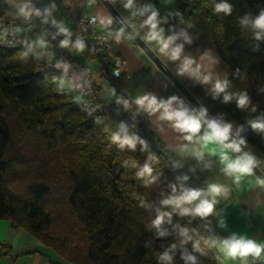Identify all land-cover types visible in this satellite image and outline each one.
<instances>
[{
    "label": "trees",
    "instance_id": "obj_1",
    "mask_svg": "<svg viewBox=\"0 0 264 264\" xmlns=\"http://www.w3.org/2000/svg\"><path fill=\"white\" fill-rule=\"evenodd\" d=\"M221 2L231 6L230 13L215 11ZM175 5L173 14H157V27L175 37L176 47L194 20L209 23L208 39L230 70L215 101L264 159V131L251 126L264 122V29L254 23L264 0H176ZM11 13L8 3H0V16ZM150 15L131 22L141 36L150 31L144 24ZM108 27L113 36L121 30L116 23ZM30 42L0 47V220L25 230L65 264H221L197 215L163 203L186 191L167 159L143 134L118 130L90 111L64 75L39 74L28 51L29 44L38 45ZM79 51L99 60L86 46ZM123 81L122 76L121 86ZM241 96L247 97L243 106ZM114 135L135 147H121ZM145 163L156 177L152 182L137 176ZM182 207L193 209L191 203ZM165 253L170 261L161 259Z\"/></svg>",
    "mask_w": 264,
    "mask_h": 264
},
{
    "label": "crops",
    "instance_id": "obj_2",
    "mask_svg": "<svg viewBox=\"0 0 264 264\" xmlns=\"http://www.w3.org/2000/svg\"><path fill=\"white\" fill-rule=\"evenodd\" d=\"M56 1L55 4L52 0V16L63 27L73 28L75 21L81 14H93L97 16L98 21L95 26V33L112 35L108 26L114 25L115 19L100 0ZM147 1L153 10L161 16H169L175 11L176 0ZM109 20L111 23H108ZM193 23V27L185 29L178 39L179 43H176V46H182L180 58L177 60L170 59V51L174 48L173 43L166 53H162L159 43L149 41L146 39L147 36L138 34L219 125L222 127L231 126L229 135L237 143L241 140L244 141L240 148L253 157L257 167L263 171V156L249 145L243 131L231 121L226 112L215 101V85L217 82L222 83L228 77L230 70L220 59L208 39L209 23L201 19L194 20ZM160 29H163L162 36L167 40L165 27L159 25L157 30ZM23 33L27 40L32 41L30 43L37 44V42L43 43L44 41V38L37 33L30 34L29 28H25ZM32 35L35 37L31 38ZM91 37L96 40L95 35ZM43 44L49 45L46 40ZM99 46L112 67V60L103 50L104 46L100 43ZM112 47L125 60V67L122 68L124 81L121 87L135 99L147 95L150 98L154 96L158 103L161 101L166 103L171 97H176L171 104L173 110L186 109L190 114L200 116V113L190 104L177 86L124 31L119 42L114 36ZM69 52L91 71L107 100L111 101L119 94L110 85L99 60L87 57L78 50L69 49ZM185 59H190L193 63L190 66V71L181 73ZM122 76L118 77V82ZM205 77L208 78L207 81H205ZM140 111L143 117L148 118L155 136L173 151L177 163L189 174V181L190 183L191 180L193 181L197 190L206 191L209 184H219L227 189V194L222 193L216 197L217 203L213 213L207 216L214 227L230 238H243L264 244V185L257 182L260 179L252 172L251 176H242L239 183H236L233 176H229L223 171L224 165L220 161L219 153L212 154L204 150L202 158H198L194 154V151L200 150L201 146L195 141L191 143L186 141L184 139L186 133H181L175 129L172 121L162 119L161 115L164 111L162 108L155 113L142 107H140ZM206 122L207 120L202 117V127L198 135L202 136L207 129ZM228 154L233 159L238 156L231 150H228ZM197 202L199 203V201ZM221 244H215L222 256L221 264H253L250 257L245 260L226 258L221 250ZM258 259L260 264H264V253ZM0 264L65 263L25 230L11 227L6 220H0Z\"/></svg>",
    "mask_w": 264,
    "mask_h": 264
},
{
    "label": "clouds",
    "instance_id": "obj_3",
    "mask_svg": "<svg viewBox=\"0 0 264 264\" xmlns=\"http://www.w3.org/2000/svg\"><path fill=\"white\" fill-rule=\"evenodd\" d=\"M133 0H127V4L125 7H132ZM23 7H21V11H23ZM215 11L217 13L224 12L226 14L231 12V6L226 2H221L215 5ZM247 20H244L243 23H247ZM103 23V21H102ZM108 23H111L109 20ZM255 27L264 29V11L260 13V15L255 20ZM144 24L150 26V31L147 34L146 39L149 41H156L161 45L160 51L162 53H166L169 50L170 45L175 40V37H169L165 40L162 36L163 29L157 30V12L155 10L152 11L151 15L144 21ZM62 31H66L62 29ZM123 35V29L120 32H117L115 38L117 42L120 41L121 36ZM37 45L40 48L45 47L42 42H37ZM69 45V40L64 39L61 41V46L67 47ZM76 49L83 50L84 44L80 41H77L74 45ZM33 45H28V51H33ZM182 50V46H176L170 51V59L177 60L180 58V53ZM43 55V53H40ZM193 63L190 59H185L184 63L181 67V73L190 71V66ZM207 77H205V81H207ZM217 91H223L224 85L217 82L215 85ZM176 97H171L166 103L161 101L157 102V99L153 97H149L147 95L138 97L135 100V104L146 108V110L155 113L159 111L161 108L164 110L161 118L166 119L168 121L173 122V127L177 129L181 133H186L184 135V139L188 142L195 141L198 143L201 148L200 150H195L194 154L198 158H202L204 154V150L209 151L212 154L219 153L220 161L224 165L223 171L229 175L233 176L236 183H239L242 176H251L252 170L255 165V160L253 157L249 156L245 153L243 156H237L236 158H231L228 154V150H231L234 153H239L241 151L240 145L244 143L241 140L239 143L233 141L231 143H226L229 140V132L230 125H225L221 127L215 121L206 122L207 129L204 131L203 135H198L201 131L202 127V117L203 113L200 116H196L190 114L186 109L182 110H173L171 108L172 101L175 100ZM225 99H229L227 96ZM247 101V97L241 96L239 99V105L243 106ZM127 106V102H125ZM252 128L255 130L264 131V122H252ZM113 142H120V146L123 147L125 144H128L131 147H135L131 140L125 138L123 140L120 139L118 135L113 136ZM212 145V147H209ZM153 169L148 164L145 163L144 166L137 172V176L140 178L148 177L150 180L146 182H152L156 179L155 176L152 175ZM187 179V177H185ZM258 183L264 185V180L257 181ZM227 194V189L219 184H209L207 190H187L180 197L170 198L164 200V204L174 205L177 208L182 209V213L187 214L190 211L196 215L201 217H207L213 213L214 206L217 203L216 197L221 194ZM193 201H199V203L193 209H189L186 207H182L184 204H190ZM163 216L158 217L153 223L156 226H159ZM221 250L224 252L226 258H230L235 260L240 258L241 260H245L247 257L252 256L254 258H260L261 254L264 253V244H258L253 240L246 239H236L235 237L225 240L221 245ZM161 259L163 260H171V257L165 253Z\"/></svg>",
    "mask_w": 264,
    "mask_h": 264
},
{
    "label": "built area",
    "instance_id": "obj_4",
    "mask_svg": "<svg viewBox=\"0 0 264 264\" xmlns=\"http://www.w3.org/2000/svg\"><path fill=\"white\" fill-rule=\"evenodd\" d=\"M0 1V3H8L9 7L12 8V13L9 16H0V47L23 46L27 40L23 33L25 28H29L30 34L37 33L38 35H40L39 29H41L46 34L44 40L49 45L40 48L32 44L34 50L31 52L38 73H60L64 75L68 78L72 93L90 111L103 114L106 120L118 130L143 134L132 108L125 105V102L128 103L127 99L120 94H117L111 101L104 97L102 88L95 81L91 71L69 52V49L79 51L74 47L76 43L69 44L67 47L61 46L63 39L45 26L31 0ZM109 1L128 23L136 18L150 15L153 11L147 0H133L130 8L125 7L127 0ZM21 7L24 9L23 11H21ZM97 23L96 15L83 13L75 21L74 33L80 36L95 35L96 40L104 46L106 55L112 60L111 71L113 76L118 78L122 76L125 60L112 47L113 35L95 33Z\"/></svg>",
    "mask_w": 264,
    "mask_h": 264
},
{
    "label": "water",
    "instance_id": "obj_5",
    "mask_svg": "<svg viewBox=\"0 0 264 264\" xmlns=\"http://www.w3.org/2000/svg\"><path fill=\"white\" fill-rule=\"evenodd\" d=\"M35 8L37 9L39 16L41 17L42 21L44 22L45 26L56 33L58 36L68 39L69 41L76 43L77 41H80L84 44V46L92 49L96 55L98 56V59L101 63V65L104 68V71L109 79L110 85L122 96H124L128 103L130 104L135 117L137 119V122L140 125V128L143 132V135L145 139L148 141L150 145H152L161 155L164 156L165 159L170 163V165L174 168L176 173L178 174L181 183L183 184L185 190H191L190 184L188 179H185V175L180 167V165L175 161L164 149L163 145H160L156 142L155 138L151 134L146 121L139 110L138 106L135 104V98L128 93L125 89L121 87V85L118 82V78L114 77L111 71V65L106 59L105 54L101 50L99 43L97 40H95L91 36H80L76 33L71 32L69 28L63 27L60 25L52 16V0H31ZM103 5L106 7V9L110 12V14L115 19V23L118 24L121 29L125 32L126 35H128L131 40L146 53V55L151 59V61L165 73V75L177 86V88L185 95V97L188 99L190 104L196 108V110L201 114L203 113V117L207 120V122H213L215 121L218 123L214 117L205 109V107L197 100L195 96H193L190 91L183 85V83L171 72V70L166 66V64L160 59V57L155 53L144 41V39L138 34V32L132 27L130 23H128L123 17L115 10L113 5L110 3L109 0H100ZM62 29L66 31H62ZM219 124V123H218ZM221 126V125H220ZM222 127V126H221ZM234 140L229 135V140L226 141V143H231ZM238 156H243L245 152L241 149L239 153H236ZM252 172L260 179L264 180V172L257 167L255 164L253 167ZM192 208H195L197 205V201L191 202ZM199 221L207 231V233L214 239L219 242H224L225 240H229L231 238L224 237L217 232H215L206 222V220L197 215ZM251 260L253 261V264H260L258 258H254L252 256H249Z\"/></svg>",
    "mask_w": 264,
    "mask_h": 264
},
{
    "label": "rangeland",
    "instance_id": "obj_6",
    "mask_svg": "<svg viewBox=\"0 0 264 264\" xmlns=\"http://www.w3.org/2000/svg\"><path fill=\"white\" fill-rule=\"evenodd\" d=\"M54 1V3L56 4V0H53ZM54 9H56V8H54ZM56 15V14H55ZM39 31H40V35L45 39L46 38V34L41 30V29H39ZM35 37V35H32L31 36V38H34ZM62 39H63V37H61ZM64 40V39H63ZM43 43H44V41H43ZM73 43V42H72ZM103 50L105 51V49L103 48ZM78 57H79V55H78ZM80 59H81V57H79ZM189 184H190V187H191V190L192 189H197V187H196V185L193 183V181L191 180V183H190V181H189ZM207 218V217H206ZM213 243H215V244H221L222 242H219V241H217V240H213Z\"/></svg>",
    "mask_w": 264,
    "mask_h": 264
},
{
    "label": "bare ground",
    "instance_id": "obj_7",
    "mask_svg": "<svg viewBox=\"0 0 264 264\" xmlns=\"http://www.w3.org/2000/svg\"><path fill=\"white\" fill-rule=\"evenodd\" d=\"M44 42H45V40H44Z\"/></svg>",
    "mask_w": 264,
    "mask_h": 264
}]
</instances>
